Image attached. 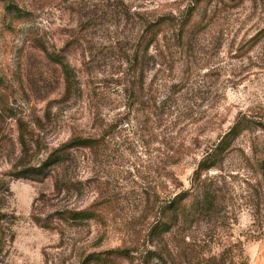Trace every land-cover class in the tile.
Listing matches in <instances>:
<instances>
[{"label":"rangeland","instance_id":"1","mask_svg":"<svg viewBox=\"0 0 264 264\" xmlns=\"http://www.w3.org/2000/svg\"><path fill=\"white\" fill-rule=\"evenodd\" d=\"M12 3L30 14L11 12ZM186 5L185 0H0V175L13 195L7 212L14 216V242L3 264H82L93 253L112 250H130L134 264L171 262L181 236L177 230L159 241L149 236L156 214L147 205L155 199L148 201L144 192L160 190L165 182L173 193L175 186L188 189L206 149L239 114L264 116V43L246 51L264 28V16L250 2L233 10L220 5L218 20L188 49L173 39L161 41L159 53L151 51L146 101L163 100L169 88L186 86L180 94L184 105L180 102L169 128L156 127L154 113L128 99L126 56L147 14L179 15ZM70 40L75 47L67 59L79 90L68 92L61 68L43 50L60 53ZM20 132L40 143L29 148L31 166L45 158L47 148L75 134L102 140V149L83 152L68 172L80 191L58 193L55 178L10 177L22 156ZM254 132L245 131L222 170L211 173L228 193L222 217L200 226L208 234L198 249L200 264H210L211 252L224 251L233 264H251L254 249L264 246V174L250 149L260 131ZM176 158L182 159L172 164ZM165 164L176 185L162 177ZM96 202L104 216L91 227L58 226L54 232L33 221V215L45 220L56 210H83ZM102 264L132 263L116 258Z\"/></svg>","mask_w":264,"mask_h":264},{"label":"trees","instance_id":"2","mask_svg":"<svg viewBox=\"0 0 264 264\" xmlns=\"http://www.w3.org/2000/svg\"><path fill=\"white\" fill-rule=\"evenodd\" d=\"M187 2L184 10L179 15L158 14L151 17L147 14L144 19L141 34L133 44L130 45V53L126 56V64L129 67L124 70L123 76L127 79V86L124 91L129 100L135 102L142 111L147 114L154 113L158 125L165 129L169 128L168 123L178 110L182 109L183 102L180 101L186 86L178 85L166 90L163 100L154 98V101L147 102L146 79L151 51L156 48L157 53L162 50V43H169L173 39L177 40L181 47L187 48L193 46L199 36L218 20L220 5L228 9H238L246 2L252 4L255 11L263 9L264 0H185ZM8 9L15 14L25 17L30 14L19 5L10 4ZM74 40H70L60 53L50 52L44 48V53L48 60L61 68L63 81L68 92H71L76 86L79 90L78 80L74 69L70 65L67 55L71 48H74ZM80 43V40H79ZM264 43V28L253 36L248 42L246 51L252 52L259 44ZM242 49V48H241ZM121 51V49H119ZM182 104H181V103ZM184 105V104H183ZM150 115V114H149ZM258 130L257 136L251 142V152L257 158V168L264 174V116H250L249 114H239L234 125L224 134L216 144L207 148L202 159L194 170L190 179L188 189L175 188V192L169 191L170 182L163 183V188L153 190L147 188L144 192L148 201L153 198L155 201L148 204L147 208L156 214V220L150 224L151 231L149 236L153 240H161L163 235L170 234L174 230L181 236L178 244L175 246V252L171 253V262L166 264H191L196 262L200 264L201 253L198 249L202 248V242H206L208 234L199 232L203 223L211 221L213 218L222 217L225 212V200L228 193L227 186L220 181L217 176H212V172L222 170L227 155L233 149L235 143L240 139L245 131ZM20 132L19 144L21 146L22 156L19 165L15 166L9 173L10 177L27 180H47L55 178V186L58 193L67 190L80 191L75 182L68 176L69 170L78 166L81 161V154L89 152L91 155L102 149V140L96 137H83L73 135L67 142L62 143L57 148L45 150V158L35 166H31L28 158L30 155L31 144L40 147L38 140L32 142L34 136ZM31 142V143H30ZM165 156V154H164ZM182 158L175 159L172 164L180 162ZM169 166H163L162 177L171 179L172 185H176L177 180L174 174L168 169ZM168 193V194H166ZM12 193L5 177L0 175V264L4 257L6 248L14 242V216L7 212L12 200ZM43 200L45 195L40 196ZM40 201V200H39ZM159 203V204H158ZM104 208L96 202L83 210L59 209L56 210L47 219L33 215V221L41 228L49 231H57L60 227L87 226L91 227L92 222H98L103 219ZM194 227H196L194 229ZM192 233L193 235L188 236ZM191 242V243H190ZM212 242V241H211ZM214 245V243H213ZM215 246V245H214ZM214 249V248H213ZM212 253L210 264H233L228 255L230 251ZM243 258L244 253L242 251ZM230 257V258H229ZM120 258L134 264V254L130 250H112L104 253H93L87 256L82 264H102L103 262ZM229 258V259H228ZM143 261V260H141ZM142 264V262H138ZM144 264V263H143ZM246 264V263H243Z\"/></svg>","mask_w":264,"mask_h":264},{"label":"crops","instance_id":"3","mask_svg":"<svg viewBox=\"0 0 264 264\" xmlns=\"http://www.w3.org/2000/svg\"><path fill=\"white\" fill-rule=\"evenodd\" d=\"M251 264H264V246L254 249V256Z\"/></svg>","mask_w":264,"mask_h":264}]
</instances>
